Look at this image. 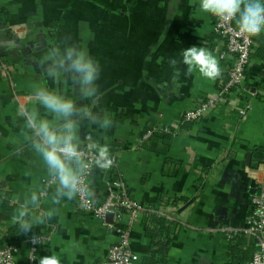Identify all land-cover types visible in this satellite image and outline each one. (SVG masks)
Instances as JSON below:
<instances>
[{
	"label": "crops",
	"instance_id": "crops-1",
	"mask_svg": "<svg viewBox=\"0 0 264 264\" xmlns=\"http://www.w3.org/2000/svg\"><path fill=\"white\" fill-rule=\"evenodd\" d=\"M213 25V16L201 13L196 0H0V62L8 72L0 74V246L16 247L15 264H38L45 255H56L60 264H104L107 248L117 240L116 232L85 213L75 197L59 204L44 201L42 206L57 208L59 215L32 225L31 232L21 228L23 200L46 182L19 115L34 108L51 119L35 103L33 89L41 85L91 106L106 121L105 126L84 121L78 129L81 149L107 146L113 158L107 169L92 168L88 183L94 199L100 201L116 181L142 207L172 216L144 213L130 226L135 264L249 260L251 239L238 231L230 239L224 228L246 226L250 198L264 185L259 160L264 152V34L254 37L244 74V85L254 94H235L198 120L180 124L184 111L226 79ZM12 38L20 49L2 44ZM85 41L101 69L94 102L64 83L63 74L61 81L46 75L54 52ZM193 45L216 59L220 74L215 79L187 71L182 53ZM152 126L175 133L142 140ZM37 235L46 239L30 263L26 240Z\"/></svg>",
	"mask_w": 264,
	"mask_h": 264
},
{
	"label": "clouds",
	"instance_id": "clouds-1",
	"mask_svg": "<svg viewBox=\"0 0 264 264\" xmlns=\"http://www.w3.org/2000/svg\"><path fill=\"white\" fill-rule=\"evenodd\" d=\"M196 6L203 14L234 21L237 30L249 38L264 34V0H196ZM182 62L189 73L197 70L208 80L220 74L214 56L196 45L183 51ZM100 70L85 41L54 52L46 75L54 81H61L63 74L64 83L79 90L83 99L94 102L98 95ZM33 95L35 103L51 119L34 108L19 112L25 127L30 130L31 146L46 170V182L34 189L19 209L23 221L21 228L25 233L31 232L32 225L45 223L59 215L57 208L42 206L44 201L51 199L59 204L62 200L73 199L82 190V179L91 166L107 169L113 163L107 146L90 145L96 152V158L91 162L86 161L82 154L78 136L80 123L87 121L106 125L91 106L77 104L76 99L43 85L35 87ZM37 262L60 264L56 255L41 256Z\"/></svg>",
	"mask_w": 264,
	"mask_h": 264
},
{
	"label": "built area",
	"instance_id": "built-area-1",
	"mask_svg": "<svg viewBox=\"0 0 264 264\" xmlns=\"http://www.w3.org/2000/svg\"><path fill=\"white\" fill-rule=\"evenodd\" d=\"M214 18L213 32L221 39V50L218 53L220 59L225 63V81L211 95L201 99L193 108L184 111L179 123L196 121L207 111L214 108L217 104L228 101L235 94L243 92L253 95L249 88L244 85V74L250 64L254 51V37L249 38L241 34L234 21H225ZM12 28V27H11ZM0 74L6 75L7 67L4 62H0ZM239 95V94H238ZM243 115L244 110H239ZM174 134L171 127L152 126L145 130L142 140L149 138L153 134ZM86 161L91 162L96 158V152L90 149H81ZM112 161L113 158L111 157ZM93 166L82 179V190L75 196L79 207L93 217L99 219L113 229L117 234V240L109 245L105 255L104 264H135L134 255L130 247L129 235L130 226L138 221L144 213H164L159 209L144 208L129 197L122 184L113 181L100 201L94 199L90 193L89 177ZM113 186L119 188L118 192L113 190ZM251 207L249 209L246 226L240 229L224 228L228 238L233 237V232L238 231L246 234L251 239L253 252L245 264H264V185H260L250 198ZM111 215L112 221H107V216ZM172 219L171 215H164ZM126 217V218H125ZM125 219V222H124ZM124 224V226H122ZM44 235L29 237L31 245L29 262L35 258L38 244L44 242ZM16 247L11 244L0 246V264H15Z\"/></svg>",
	"mask_w": 264,
	"mask_h": 264
},
{
	"label": "water",
	"instance_id": "water-1",
	"mask_svg": "<svg viewBox=\"0 0 264 264\" xmlns=\"http://www.w3.org/2000/svg\"><path fill=\"white\" fill-rule=\"evenodd\" d=\"M14 39L15 38H12V39H10L8 41H3V42L1 41V42H2L3 45H11L12 47L15 46V48H19L20 49L21 44L20 43H15ZM27 49L29 50V48H27Z\"/></svg>",
	"mask_w": 264,
	"mask_h": 264
},
{
	"label": "trees",
	"instance_id": "trees-1",
	"mask_svg": "<svg viewBox=\"0 0 264 264\" xmlns=\"http://www.w3.org/2000/svg\"><path fill=\"white\" fill-rule=\"evenodd\" d=\"M260 160V163L261 162H264V152L262 153V158L261 159H259ZM157 220H159V219H157ZM164 223H163V221H162V225H163Z\"/></svg>",
	"mask_w": 264,
	"mask_h": 264
}]
</instances>
